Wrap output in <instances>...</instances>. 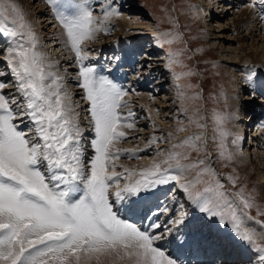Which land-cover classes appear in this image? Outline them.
<instances>
[{
  "label": "snow or ice",
  "instance_id": "1",
  "mask_svg": "<svg viewBox=\"0 0 264 264\" xmlns=\"http://www.w3.org/2000/svg\"><path fill=\"white\" fill-rule=\"evenodd\" d=\"M47 3L64 29L67 45L79 65L78 86L83 89L82 99L89 105L94 155L87 162L82 159V133L71 98L63 91L62 77L52 71V65L39 51L38 38L22 10L13 0H0V39L10 42L6 61L15 78L16 90L23 98L18 103L14 96L4 93L3 89L9 85L0 80V264H82L93 257L99 260L113 254L130 264H177L156 243L163 238L158 231L163 227L161 223H150L147 228L151 231L145 230L122 218L114 205L146 199L156 187L178 181L192 170H195L193 177L180 185L187 199L213 220L218 233L221 225L225 231L230 226L231 239L250 245L260 264H264V247L256 243L258 232L246 223V210L254 207V199L245 196L244 189L238 188L237 180L231 176L226 179L237 191L230 195L204 160L184 163L190 152L170 151L163 161L141 170L134 183H125L115 191L113 200L109 189L113 185L119 188L121 181L130 179L133 173L126 169L125 174L117 175L114 165L109 172V162L123 155L112 146L125 137L121 128L134 127L128 117L135 114L122 115L120 109L127 105L121 101L127 92L98 75L94 66L83 63L87 53L81 44L94 39L102 29L107 35L110 29L103 28L104 21L119 12L107 7L103 9V19L97 22L89 0H47ZM260 18L264 20V9ZM170 23L178 27L174 21ZM179 39L175 34L163 42L171 44ZM113 59L118 61L119 57ZM25 118L31 125L28 131L20 127ZM214 119L213 140L218 156L231 161L232 154L225 144L229 133L223 128L224 117L216 114ZM197 127L204 125L197 123ZM201 139V135H194L173 148L206 150V138L203 149L197 143ZM161 142L167 141L153 137L147 143ZM162 154L157 151V156ZM161 164L168 167L162 168ZM206 175L211 179L204 180ZM199 184L205 185L203 190L194 191ZM257 214L264 212L257 209ZM199 219L204 221V216ZM173 223L186 225L191 242L198 245L222 248L229 240V237L208 240L199 234L197 223L188 226L184 216Z\"/></svg>",
  "mask_w": 264,
  "mask_h": 264
},
{
  "label": "rangeland",
  "instance_id": "2",
  "mask_svg": "<svg viewBox=\"0 0 264 264\" xmlns=\"http://www.w3.org/2000/svg\"><path fill=\"white\" fill-rule=\"evenodd\" d=\"M105 1H109V0H105ZM201 1L203 2L204 0H135L134 5L135 6L139 5V7L137 6L132 8L133 14H128L125 17L121 15L118 16L124 18L128 26L132 25V28L127 29L126 32L121 31V29L114 28V32L113 34L111 33V36L109 35L108 37H104L103 39L104 41L105 40L109 41L110 39L114 40L121 36L132 38L135 35H139L140 38L145 37L146 40L150 41L148 43L151 44L152 47H157L158 45H161L167 52L168 56L167 55L166 56L172 57L171 58L172 61L173 60L177 61L176 63H173L171 61L172 63L169 66V70L171 73H167L168 77L166 78L167 82L165 81L166 82L165 83L166 87H164L165 89L162 90L159 85L157 87L156 93L154 92L153 95L137 94L136 96H133L134 102H138L136 103L135 107L141 106V109L143 111V113L141 112V116H142L141 119H144V117L146 118L142 120L143 122L141 121V125L140 124L134 125L132 129L128 130L131 135H129L127 128L120 129L125 133V136L129 135L128 137L131 138V140H129V138L128 140H126L125 137L124 138L125 141H121L120 143L113 145L116 148V150H118L119 152H121V149H127V151H131L134 150L136 147L140 149V147L146 146L148 144L147 142L153 137H155L158 141H167V142L153 143L151 144L152 149L147 150V152H151L157 149V151L163 153L162 154L163 156L162 155L157 156V151H156L155 153L153 152L149 156L148 155L146 156V154H142L140 158L135 160L137 157L130 158V154L127 153V155L125 156L129 160H116L115 170L117 175H121V174H125V170L127 169L133 173L131 178H133L134 175L139 177L138 175L139 172L146 167L145 163L147 162H148L147 164H149L150 162H155V161L158 162L164 160L170 151L183 152L185 154H188L190 152L189 160L184 161V163H190L196 160H204L205 164L210 165V171L214 170L216 176L219 177V179L225 184L224 190L229 192L230 195L235 191H237V189L233 188L226 178L231 176L234 179H236L238 188L244 189V195L245 196L250 195L254 199V207L250 210H246V215L251 218L253 216L256 219H258V221L259 219L264 220V215L257 214V209H259L261 212H264V197L259 195L260 193L258 192L259 190L257 189L260 180L259 172L257 170L259 167H256L257 165L253 161L254 159L251 158L252 164H250L248 168L247 167L244 168V163L241 157V154L243 152V147H240L238 149L237 147L238 143L236 141L237 139L235 138V136H232L235 133L234 125L236 123L234 122L233 118L237 117L242 112V110L240 109L241 108L240 103L234 104L232 102V93H229L231 92V89L229 88H234L236 91V93L234 94H238V90H241L238 87L239 81L241 80V78H244V76L246 75L244 72L239 70L240 68L239 66L242 65V67H245L247 66L248 63L244 64V62L241 61L237 63V65L232 67L230 63L228 62L225 63L222 60L223 57L231 58V59L238 57L237 59L239 60L243 52H240V49L238 48L243 46V48L245 47V49H247L248 48L247 46L251 42V39L250 38L246 39L244 41L245 44L236 42L239 39H241V37L239 36L244 34L246 30L240 31L241 30L240 28L238 32L229 31V29L232 30V26L228 24V19L226 18L232 17V14L229 13L232 10L230 9L229 12L227 13V10L222 7L226 4V0L224 1L222 0L220 2H214L213 9H211V7L208 9V6L203 5ZM13 2L22 10L26 18V21L28 23L30 22L29 24L32 25L31 26L32 30L34 31L35 29L34 32L37 38L40 37V39H38L39 51L42 53L44 57H46L47 55L49 56L51 53H47V51L45 50V47L49 46V44H46V42L48 41L47 39H49V37L45 38L43 36L44 34L41 33L40 31H39L40 33H38L37 24H36L37 19L34 18L33 11H30L32 9L30 7L29 8L26 7L25 9H22L14 0ZM40 2L43 3V1ZM202 7L205 9V13H203ZM44 9L45 12H47L46 13L47 16L50 17V15L48 14L51 13H49L50 10L48 11L46 5L44 6ZM235 9H239V8H235ZM40 14L41 13H39L38 15ZM211 14L216 15L215 17H213L212 20H210L212 18ZM135 15L142 17L143 20L135 18L134 17ZM217 16L220 17L217 18ZM50 19H51V23L53 24L54 21L52 16L50 17ZM215 20L218 23L214 25L213 22H215ZM170 21H174L178 25V27L174 28L173 24L170 23ZM54 25L56 26L54 36L56 38L61 39L59 43L66 44V46L68 47L67 40L63 39L64 33H62V31L64 32V29L60 26V24L57 25L56 23H54ZM222 25L225 26L226 28H223ZM262 25L264 27L263 23ZM213 29H220L219 32L224 33L223 35L225 37L223 38L220 37L217 39L219 33L216 32V34H212ZM47 31L49 32L48 29L46 30V32ZM165 33L169 34L168 37H164L162 35ZM175 34H178L180 36L179 40L171 44L163 42L164 39L171 38V36ZM98 36L99 35L94 37V40L92 41L87 40V41H91L92 43L88 45H93V43L95 44V40L98 39ZM50 38L53 39L54 37L50 36ZM254 38L257 40V41L255 40L254 42L256 44L255 46H257L261 41V37L259 35H256V37ZM98 42L99 40L97 41V43ZM102 43L104 42L102 41L99 44ZM59 47L61 48L60 45ZM93 47L95 46L93 45ZM93 47H90V49ZM261 49L263 52L264 48ZM49 50H51V48H48V51ZM161 51L162 50H158L159 54L156 55L162 57L163 54ZM177 52L179 53L178 56L170 55L171 53H177ZM261 53L258 55L260 61L251 64L253 65V69L252 71H250L251 73L259 71V69L264 73V68L260 65L262 60ZM0 54H2V52H0ZM166 56L164 57L167 58ZM5 58L6 57L2 58L3 59L2 63L5 61ZM149 65L151 67L150 70L154 71L156 69V68L154 69L153 67L154 64H149ZM60 67H62V69L60 68L59 70V68H54V65H52V71L55 72L57 75L58 73H60L62 77H64V85H66L67 89L69 90L70 85L75 84L74 82H69L72 81L71 79L73 77H75L74 75L76 72L72 71L73 69H75V66L73 69H64V67H67V65H62ZM159 69L161 70V68ZM2 71L4 74L5 73L4 70ZM10 72L11 69L9 70V73ZM189 72H191L192 75H184L185 73H189ZM177 76L179 77L181 76V77L177 79ZM168 85L169 87H171V90L166 91ZM251 85L256 86L255 84H251ZM63 91L66 92L70 98H71V94H75V93L77 94V91L72 92L71 90H69L70 91L69 94L65 89ZM172 91H174V95L171 93ZM169 93L172 95H170ZM163 94H164L163 97L166 98L167 106L162 105L161 95ZM140 95H143L145 98H147L146 106L142 105L143 103L138 98V96ZM76 96H74V98H71V104L75 112V119L76 120L84 119L82 117L83 114H79V112L76 110L78 107L80 108L81 106V102L79 98L77 97L79 101H72L73 99L75 100ZM14 97L17 98V95L15 94ZM242 99H245V101L243 100L241 104L245 105L247 99L245 97ZM249 101H252V99ZM128 106L130 109L131 104H128ZM132 106L134 107L133 104ZM216 114H219L224 117L223 128L225 131L229 133L225 141V144L228 152L232 154L231 161L221 160L218 156L217 143L213 140L216 129L214 116ZM237 119L235 120L237 121ZM136 123L137 122H135L134 124ZM197 123H199L200 125H204V127L203 128L197 127ZM78 124L82 125L83 122H78ZM80 128L82 129L84 127L81 126ZM181 128H183L184 130L178 131V129ZM198 134L202 136V139L197 142L202 149L204 148L205 138H206V143H207L206 150L191 151L189 149L173 148L174 144H177L188 137ZM233 141H235V143H233ZM240 143H241L240 145L242 146L243 141ZM252 156L253 153H251V157ZM159 157H161L162 159H160ZM116 165L118 166L116 167ZM162 166H166V165L163 164ZM201 167H203V165ZM109 172H111V170ZM190 173L194 175L195 170L188 171L185 173L188 174L189 178L191 179ZM134 179H136V177ZM203 179L208 181L211 178L206 175L205 177H203ZM181 180L183 181V183L185 182L184 178H181ZM122 181L119 185V188L121 189L123 188L122 184L126 180H122ZM125 183H130V182L127 181ZM202 187H205V185L199 184L197 185V188L194 191ZM109 191L111 192V189ZM232 199L235 200L236 197L233 195ZM248 213H250L252 216L248 215ZM249 221L250 219L247 218L246 222ZM212 222H210L209 225ZM259 222L260 224H262L261 221ZM250 224L253 225V222H250ZM256 241L259 245L264 247V229L263 231L258 233Z\"/></svg>",
  "mask_w": 264,
  "mask_h": 264
},
{
  "label": "bare ground",
  "instance_id": "3",
  "mask_svg": "<svg viewBox=\"0 0 264 264\" xmlns=\"http://www.w3.org/2000/svg\"><path fill=\"white\" fill-rule=\"evenodd\" d=\"M14 1L22 9H25L26 7L27 8L30 7L32 9L30 11H33L34 14L37 13L36 15H34L33 13L32 14H33L34 18L37 19L36 24H37L38 33H40V32L43 33L44 35L43 34L42 35L45 38L46 37H49V39H47L48 41L46 42V44H49V46H46L45 47V50L47 51V53H51V54L49 56L48 55L46 56L47 61L51 65H54V68H59V70H60V68L62 69V67H60L62 65H67V67H64V69H73L74 66L72 65V60L70 59V56L68 55V49L69 48L66 46V44L59 43V41H61V39L60 38H56L54 36L55 35L54 32L56 30L55 29L56 26L54 25V22H53V24L51 23V19H50L51 14H48V15H50V17L47 16V14H46L47 12H45V9H44L45 4L40 2L42 0H14ZM220 1H222V0H204L203 2L201 1V3H203V5H205V6H208V9L210 7H211V9H213L214 8L213 7L214 2H220ZM241 1L242 0H226V4L224 6H222L224 9L227 10V13L229 12L230 9L232 10L231 12H229V13L232 14V17L226 18V19H228V24H230L232 26V30L229 29V31H232V32L233 31H236V32H238V30L240 28H241L240 31L246 30V32L244 34H242L241 36H239V37H241V39H239L236 42L245 44L244 41L246 39H248V38L251 39V42L248 44V46H247L248 48L247 49H245V47L243 48V46L238 48V49H240V52H243V54L241 55V57L239 58V60L237 59L238 57L237 58H233V59H231V58H224V57L222 58V60L225 63L226 62L230 63L232 67L235 66V65H237V63H239L241 61H243L244 64H247L248 63L247 65H251V64H254L256 62H259L260 60L258 58V55L262 52V49L261 48H264V33H263L264 27L262 25V23L264 24V22H262V20H260L261 18H257V15L258 14L255 13V12H257V13L260 12V11H258L260 9V6H258V4L255 3V1H253V0H247L248 1V3H246L247 5L246 4H243V1L242 2ZM250 3H254L256 6L255 7H248V5ZM235 8H239V9H235ZM203 11H205L204 8H203ZM39 13H41V14L38 15ZM137 15H139V14H137ZM137 15H135L134 17L143 20L142 17L137 16ZM211 15H212V18L210 20H212L213 17L216 16V15H213V14H211ZM118 16H116V15L110 16L108 19L105 20V22L112 23L115 26V29H121V31H123V32H126L127 29L132 28V25L131 26H128V24H127V22H126V20L124 18L118 17ZM219 17L220 16H217V18H219ZM101 19H103V16H101ZM217 23L218 22L216 20H215V22H213L214 25L217 24ZM226 24H227V22H226ZM134 27H136V26H134ZM216 27H218V26H216ZM223 28H226V27L223 26ZM47 29L49 30V32L48 31L46 32ZM149 29H151V28H149ZM42 30H45V31H42ZM34 31H35V29H34ZM219 31H220V29H213L212 34H216V32L219 33V36L217 37V39L220 38V37L221 38L225 37L223 35L224 33L219 32ZM62 33H64L63 34L64 35V38L63 39L64 40H67V37L65 35V32L62 31ZM256 35H259L261 37V41L257 45L258 48H260V49H258L257 46H255L256 44L254 43L255 40H256L254 37H256ZM50 36L51 37H54V38L52 39V38H50ZM104 37L105 36H103L102 34H99L98 39L95 40V44L93 43V45L95 47L101 45L99 43H101L102 41L105 42L103 40ZM215 37H216V35H215ZM242 37H245V38H242ZM38 39H40V37ZM226 39H228V38H226ZM242 39H243V42H242ZM92 40H94V39H91V41ZM98 40H99V42L97 43ZM91 41H87V45L88 44H92ZM3 42H5V41H2V40L0 41V46H2V47H3ZM59 45L61 46V48L59 47ZM249 45H250V47H249ZM88 46H90V45H88ZM48 48H51V50L48 51ZM149 49L153 50V47H151ZM263 52H264V49H263ZM263 52L261 53L262 60H261V64L260 65L264 68V53ZM162 54H163L162 57L161 56H157L155 54V56L153 58H151V60L154 61L153 67L156 68L155 71L157 70L156 71L157 72L156 74L159 75V76H162L163 74H161V73L164 71L161 68V66L162 65H165V63H167V65H169V63L172 61V59H171L172 57H167L165 53H162ZM53 56H55V57H53ZM164 56H166L167 58H165ZM2 64H6V66L3 67L4 72L5 73H9L10 67L7 64L6 58H5V61ZM159 68H161V70ZM233 69H235V68H233ZM63 70H62V72H63ZM2 77H4V74L2 75ZM163 77H165V76H162V79H163ZM119 79H122L123 82L125 81L124 69L123 68H120V70H119ZM162 79H159V81H161ZM162 83L164 84V82H162ZM239 84L240 85L238 87L239 88H242L243 81L240 82ZM76 85H77L76 83L75 84H71L69 90H71L72 92L77 91V89H79V88H77ZM255 87L256 86L253 85V88H255ZM5 89H3V90H5ZM167 89L168 90H166V91H169V90H171V87H169V85H168V88ZM231 91H232V89H231ZM261 91L262 92L259 95V94L256 93L255 90H249L250 95L244 96V94H243L244 88H243V90L240 91L239 94H237V96L235 94L232 96V102L234 104L242 103L243 100L245 101V99H242L244 97L247 99V101L245 102V105L241 104V106H240L241 109H242V112L240 114H242V116H245V118L243 117L244 118V121H245V129H246V127H248V125H250L251 120H254L255 118H257V120H259V117H257L256 114H255L256 112L255 113L250 112V109H252L251 106H253V103H252L253 101H249V100H251L252 98H255V97L256 98L259 97V99H256L255 101H264V90H261ZM79 93L80 92H77V94H79ZM171 93L174 95V91H172ZM77 94L76 93L75 94H71V98H74V96H76ZM172 94H170V95H172ZM163 96H164V94L161 95L162 105L163 106H167L166 105V98H164ZM138 98L143 103L142 105H145L146 106L147 98H145L143 95L138 96ZM155 100H157V99H155ZM72 101H79V100L76 97L75 100L73 99ZM83 107H84V105L83 106H80V108L78 107L76 109L79 112V114H83V115L86 114V112L84 110L83 111L81 110V108H83ZM256 108L258 109V107H256ZM253 109H255V107ZM233 119L236 122V120H235L236 118H233ZM234 128H235V133L234 134L232 133L233 134L232 136H235V138L237 139V140L235 139L237 141V143H238L237 144V147H238V149L240 147H243V152L241 154V157H242V161L244 163V168H246V167L248 168L250 166V164H252V159L251 158L254 159L253 161L256 163V165H257L256 167H259L257 170L259 172V178H260V180H259L258 188L257 189L259 190L258 191L260 193L259 195L264 197V126H259V125L257 126L258 132H259V136H261L260 137V139H261L260 141L263 143V147H261V145L259 146V145L256 144V143L259 142L258 139H253V138H250L249 143H246V141L243 142V145L241 146L240 145L241 144L240 142H242V141H241L240 138H241V134L243 133V131H242L243 126L241 124L236 125V123H235ZM128 130L129 129L127 128V131ZM254 133H255V131H254ZM129 135H131L130 132H129ZM250 151H252V153H253V156L252 157H251V152ZM238 152H239V150H238ZM161 157H159V158L162 159ZM156 159H158V158H156ZM161 161H163V160H161ZM161 161H158V162H161ZM155 162H157V161H155ZM147 163H145L146 164V167L144 169L150 168L153 165L154 162H150L149 164H147ZM162 165L163 164H161V166ZM128 166H131V165H128ZM134 170H135V168H134ZM182 178H184V181H185L183 184H185L187 182V180L190 179L189 176H188V174H184V177H182ZM124 205H127V202H125L122 206H124ZM133 205H134V203L130 204V206H133ZM195 211L201 213L197 207H196ZM182 216L186 217V215H182ZM174 225H176V224L174 223ZM187 225L190 226L191 224L190 223H187ZM220 228H221V232L218 233L217 230H216V224L214 222H212L209 226L202 227V232L200 234L201 236H203V237H205L207 239L210 238V237H213L212 240L223 239L224 237H229L228 242L225 244V246L222 247V248H225V249L218 250L219 254H218L217 260L215 261L214 264H221L220 261H221L222 257H224L225 255L226 256L227 255H231V254L236 255V253H239V251L236 250V247L237 246H240L242 248V250H241V252H240L239 255L242 256V257H244V258L248 257L249 253H251V251H252L251 250V246L250 245H247V244L245 246H243V245H241V241L235 240V239H231L230 226H229V229L227 231L224 230V226L223 225H221ZM185 230L186 231H184V233H189L187 229H185ZM258 231L261 232L263 230L259 228ZM221 234H223V236H221ZM181 235L184 236L183 234H181ZM182 236L179 237V238H183ZM220 236L223 237V238H221ZM181 243H182L181 242V239H179L177 241V243L174 242L171 245L172 246L171 250L176 247V244L180 245ZM201 245L202 244H199V245L198 244H195V250H199L201 248ZM231 247H233V250L230 252V248ZM212 249H213V246L210 245V248L208 249V251H210ZM167 250L170 251L169 249H167ZM168 251H165V253L167 254ZM196 256H199V253L198 252H195L194 253V257H193L194 262L188 261V263H190V264H198L197 263L198 262V258ZM171 257L176 258L174 255H172ZM82 264H130V262L127 261V260H121L115 254H113L111 256H102V257H100L99 260H97L95 257H93L91 260H86V261L82 262ZM223 264H245V262H244V259H243V262L242 261H238V260H235L233 263H229V262L224 261ZM253 264H256V263H253Z\"/></svg>",
  "mask_w": 264,
  "mask_h": 264
}]
</instances>
